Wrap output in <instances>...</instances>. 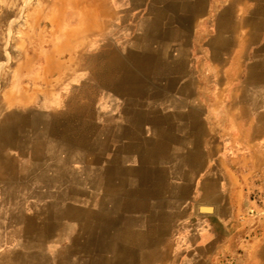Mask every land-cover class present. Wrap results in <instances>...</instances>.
<instances>
[{"label":"rangeland","instance_id":"obj_1","mask_svg":"<svg viewBox=\"0 0 264 264\" xmlns=\"http://www.w3.org/2000/svg\"><path fill=\"white\" fill-rule=\"evenodd\" d=\"M45 1L0 18V264L203 261L177 224L264 164L241 158L264 153V0H51L53 24ZM151 27L183 34L154 93ZM231 233L213 264H239Z\"/></svg>","mask_w":264,"mask_h":264},{"label":"crops","instance_id":"obj_2","mask_svg":"<svg viewBox=\"0 0 264 264\" xmlns=\"http://www.w3.org/2000/svg\"><path fill=\"white\" fill-rule=\"evenodd\" d=\"M16 1L19 4L20 0H0V18H11L10 12L13 8L9 5ZM45 3H41V5L39 4V6L35 8L33 17L39 19V23L44 20L53 24L57 21L56 17L60 16L59 11L56 9V6L51 3V0H47ZM3 47V42L1 43L0 39V49ZM0 60H2V57ZM257 151L258 150H255V152L251 153L249 156L241 157L245 163V168L247 164H249V160H264V153ZM243 168L244 167L242 166L241 169L243 170ZM242 174H244V170ZM244 177L246 178V175ZM243 183L244 182L232 180L230 184H225L221 187L217 185L212 189H208V194L214 197V203L216 204H198L196 208L198 215H196L194 211L191 218H187L188 220L186 219L184 222L177 224V232L178 230H187L191 232V235L189 236L195 238L196 243L202 242L203 244L202 248L198 249L200 252L199 254H202L201 258L203 261L193 264H213V260L218 254L222 251L226 252L229 245H231V238L227 236V232H234L233 234L237 235L235 236L236 243H238V246L241 247L242 250L239 264H264V218L253 219L245 216ZM199 191H201V189H199ZM221 194L224 197L221 196ZM202 206L212 207V213H200L199 208ZM227 210H231V213L229 214V212H226ZM200 221H204L206 224L204 222V224H200ZM196 225L198 228H196ZM187 226H190L191 228L187 229ZM213 232L217 235L213 234ZM252 234L253 236L251 237ZM202 235L206 239L204 242L201 240ZM230 235H232V233ZM197 254L198 253L193 252L191 258H196L198 256ZM189 256L187 255V258H189Z\"/></svg>","mask_w":264,"mask_h":264},{"label":"bare ground","instance_id":"obj_3","mask_svg":"<svg viewBox=\"0 0 264 264\" xmlns=\"http://www.w3.org/2000/svg\"><path fill=\"white\" fill-rule=\"evenodd\" d=\"M152 30H149V35L151 34V37H154V36H158V34H160L161 36H163L164 38H166L168 41H164V44H162V47H159V49L161 50L160 52L162 53V51L166 50V49H169V55H168V60H165L163 61V63L160 64V69L156 70V72H159L160 75H158L157 77H154V76H149L150 77V82H148L149 84H147V92H150V93H154L155 90H156V86H155V82H158L159 79H157L159 76H162V77H166V75H168L169 73L171 72H176L174 70H176V66H177V60H178V52L180 51V44H181V40H182V37H183V34H182V31L178 30V29H173V30H166L164 32V34L160 31V30H156L154 27H151ZM151 57L147 55V63L149 61ZM148 65V64H147ZM148 68V67H147ZM112 71V70H111ZM153 71H155L153 69ZM166 82V81H165ZM158 98L160 100V102L162 103H165V100H166V97L163 96V94H158ZM170 111V110H169ZM174 111H171L169 112V114H167L166 112L164 113H161L159 117H152L151 115L150 116H145L146 119L144 121V123H146V125H149L151 123H155L158 119H164L163 122L167 123L169 118L171 116H173V113ZM137 122H140L139 120ZM142 123V122H141ZM150 126V125H149ZM151 128V127H150ZM159 128H155V130L157 131ZM174 130L175 127H174ZM155 131V132H156ZM159 134H165L168 138L170 137L171 139H174L173 138V134L170 133V135L167 133V131L165 130H161L159 132ZM175 137V136H174ZM138 189H141L142 185L144 186H148V181L145 180L144 182H139V179H138ZM134 186V189L136 187V184L133 185ZM137 188V187H136ZM133 189V188H132ZM142 189H145V188H142Z\"/></svg>","mask_w":264,"mask_h":264},{"label":"built area","instance_id":"obj_4","mask_svg":"<svg viewBox=\"0 0 264 264\" xmlns=\"http://www.w3.org/2000/svg\"><path fill=\"white\" fill-rule=\"evenodd\" d=\"M245 172V213L253 219L264 218V164Z\"/></svg>","mask_w":264,"mask_h":264},{"label":"water","instance_id":"obj_5","mask_svg":"<svg viewBox=\"0 0 264 264\" xmlns=\"http://www.w3.org/2000/svg\"><path fill=\"white\" fill-rule=\"evenodd\" d=\"M199 212L202 213V214L212 213V207L202 206V207L199 208Z\"/></svg>","mask_w":264,"mask_h":264}]
</instances>
